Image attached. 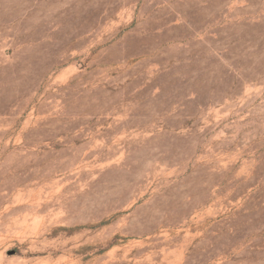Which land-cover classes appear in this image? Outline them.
<instances>
[{"label": "rangeland", "instance_id": "obj_1", "mask_svg": "<svg viewBox=\"0 0 264 264\" xmlns=\"http://www.w3.org/2000/svg\"><path fill=\"white\" fill-rule=\"evenodd\" d=\"M0 264H264V0H0Z\"/></svg>", "mask_w": 264, "mask_h": 264}]
</instances>
